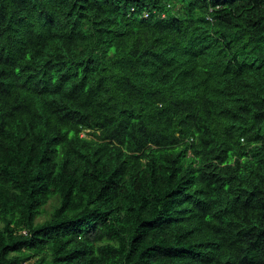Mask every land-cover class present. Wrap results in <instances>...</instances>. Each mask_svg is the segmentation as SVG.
I'll list each match as a JSON object with an SVG mask.
<instances>
[{
    "label": "trees",
    "instance_id": "1",
    "mask_svg": "<svg viewBox=\"0 0 264 264\" xmlns=\"http://www.w3.org/2000/svg\"><path fill=\"white\" fill-rule=\"evenodd\" d=\"M30 261L264 264V0H0V264Z\"/></svg>",
    "mask_w": 264,
    "mask_h": 264
},
{
    "label": "rangeland",
    "instance_id": "2",
    "mask_svg": "<svg viewBox=\"0 0 264 264\" xmlns=\"http://www.w3.org/2000/svg\"><path fill=\"white\" fill-rule=\"evenodd\" d=\"M51 203V202H50ZM52 209V203L51 204H49V206H48V210L50 211ZM44 219V217H42V218H40V219H38L39 221H42ZM32 262L33 261H30V262H27V263H25V264H32Z\"/></svg>",
    "mask_w": 264,
    "mask_h": 264
}]
</instances>
